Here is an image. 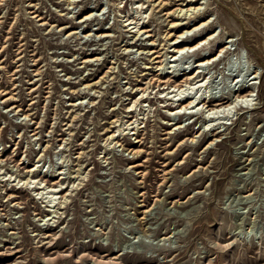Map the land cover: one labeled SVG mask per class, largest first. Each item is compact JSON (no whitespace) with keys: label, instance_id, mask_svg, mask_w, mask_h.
Returning a JSON list of instances; mask_svg holds the SVG:
<instances>
[{"label":"rangeland","instance_id":"rangeland-1","mask_svg":"<svg viewBox=\"0 0 264 264\" xmlns=\"http://www.w3.org/2000/svg\"><path fill=\"white\" fill-rule=\"evenodd\" d=\"M186 1L0 0V264H264V0Z\"/></svg>","mask_w":264,"mask_h":264},{"label":"bare ground","instance_id":"bare-ground-1","mask_svg":"<svg viewBox=\"0 0 264 264\" xmlns=\"http://www.w3.org/2000/svg\"><path fill=\"white\" fill-rule=\"evenodd\" d=\"M194 1H196V0H187L185 5H187L188 7H186L183 10L182 6H179L178 9H176L174 11H177V13L179 11H183L184 13L183 12H181V13L185 14V12L190 10L189 13L186 14V15H188V18H192V15L194 16L195 14L199 13V11H200V9L202 7V6L195 7L193 5ZM180 5H182V3H180ZM184 23L185 22H183V23H177L176 22V23L171 24V26L173 28H175V27H178V25L179 26L183 25ZM142 28L143 27L141 26L139 29H142ZM139 29H137L136 32H138ZM143 31H147V29H144ZM149 35H151V34H149ZM103 36H105V35H103ZM170 36H171V33H169V34L167 33V40H170V38H169ZM181 36H182V34L178 35L173 40H171V42H169V44H168V46L172 47L171 51H173V53L170 55V57H172V61L175 60V58H176L175 57L176 52H182L184 50L187 51V49H190V48L193 47L187 41H184L183 39H178ZM149 54L151 55V57H149L148 61L151 62V63L152 62H156L154 60H156L158 58L157 51L156 50H151ZM208 62H212V58H211V61H210L209 57L201 58L200 60L196 61L195 68L192 69L191 71L187 72L186 81L184 82V84H185L184 86L186 87V85H187V88H182L183 85H174L173 86V88L176 89L175 91H179V94L177 95V97L175 99V100H177V102L174 105V107H176V108H172L171 111L173 109H176L175 110L176 112L177 111L180 112L183 109L184 111H182V114L189 113V114H191L190 117L196 115L197 118L198 117H202L203 120H205V121H207L208 118H209V121H212L213 119H216L217 117H220V116H221V118H223L222 115L223 116H227L228 113L231 111L232 107H236L237 106V107L242 108V107H248L249 106L248 104L242 105V102L246 101V97L248 96V94L241 95V96H238V95L235 94L233 99H232V97H228L227 95L226 96H221L220 98L218 97V99H216V101H214L213 103L210 102V101H206L209 96L208 97L205 96V95L202 96V93L197 95L198 91H196L195 94L190 95L191 92L188 91L189 88L194 87V85H197V87H199L205 81V77H206L207 73L199 70V67H203L202 65L203 64H207ZM253 73H254V76H255L256 73L254 71H253ZM244 82H246V80H244ZM188 84L192 85V87H189ZM247 86H248V84H247ZM251 94H252V92H251ZM165 100H170V98H167ZM205 103H207V105H205ZM166 105H171V104L167 103ZM199 105H200V107H203V108H204V105L207 106V107L209 106V108H207L206 111H205V113H207L206 116H204V114H201L202 112H200L198 114L197 109L199 108ZM188 108H193V109L197 108V109H196V111L189 110L188 112H186L185 110H187ZM232 109H234V108H232ZM210 113H212L211 116L209 115ZM218 113H222V115H219ZM174 124H176V123H174ZM132 129H133V127H132ZM113 136H114V134H111L110 138H112ZM139 164L140 163H137V164H135V166L139 165ZM37 188H39V187H37ZM51 200H52V198H51Z\"/></svg>","mask_w":264,"mask_h":264}]
</instances>
